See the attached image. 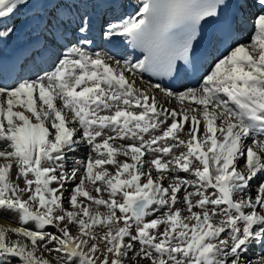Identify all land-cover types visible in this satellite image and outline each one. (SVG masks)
Wrapping results in <instances>:
<instances>
[{
  "label": "snow or ice",
  "instance_id": "obj_1",
  "mask_svg": "<svg viewBox=\"0 0 264 264\" xmlns=\"http://www.w3.org/2000/svg\"><path fill=\"white\" fill-rule=\"evenodd\" d=\"M21 10L0 264H264V0H0V40Z\"/></svg>",
  "mask_w": 264,
  "mask_h": 264
},
{
  "label": "bare ground",
  "instance_id": "obj_2",
  "mask_svg": "<svg viewBox=\"0 0 264 264\" xmlns=\"http://www.w3.org/2000/svg\"><path fill=\"white\" fill-rule=\"evenodd\" d=\"M130 10L131 9H128V11ZM23 12L24 10H21V12L13 18L18 29L17 33L13 34L6 40H0V56H2L7 61L8 67H11L13 59L20 54L22 48L24 47V41L22 39V30L24 26ZM5 23L10 22L5 21ZM81 154L83 155V153Z\"/></svg>",
  "mask_w": 264,
  "mask_h": 264
},
{
  "label": "rangeland",
  "instance_id": "obj_3",
  "mask_svg": "<svg viewBox=\"0 0 264 264\" xmlns=\"http://www.w3.org/2000/svg\"><path fill=\"white\" fill-rule=\"evenodd\" d=\"M81 153H82V152H81ZM81 153H79V154L77 153V154H76L77 158H80V157L82 156ZM257 251H258V250H257Z\"/></svg>",
  "mask_w": 264,
  "mask_h": 264
}]
</instances>
